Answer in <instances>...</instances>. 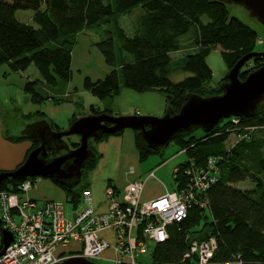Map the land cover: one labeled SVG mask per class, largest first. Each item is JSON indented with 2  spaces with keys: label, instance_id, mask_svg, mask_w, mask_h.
I'll return each mask as SVG.
<instances>
[{
  "label": "trees",
  "instance_id": "1",
  "mask_svg": "<svg viewBox=\"0 0 264 264\" xmlns=\"http://www.w3.org/2000/svg\"><path fill=\"white\" fill-rule=\"evenodd\" d=\"M18 11H31L33 25L18 21L15 17ZM130 15L133 31L127 35L119 17ZM96 29H102L104 38L95 47L113 69L96 81L85 78L83 89L100 101L114 99L123 89L138 94L158 92L165 96L166 109L173 113L180 111L189 95L200 98L221 95L227 75L215 86H209L212 70L206 60L213 50L220 51L229 71L243 57L255 52L259 39L256 31L229 16L222 0H0V65L8 66L13 73H24L33 66L39 79H29L23 87L30 102L60 104L66 99L60 98L59 92L72 77L71 55L77 35ZM185 46L188 52L174 63L171 55ZM263 65L261 57L249 59L238 71L239 80L244 81ZM174 73L188 76L174 82L171 80ZM39 88L48 93H41ZM49 89L54 93L50 94ZM111 113L93 105L88 110L89 116H113ZM35 116L45 117V114L35 112L24 117ZM76 120L73 115L69 126ZM233 120V117L222 119L209 132L192 127L169 143L184 150L187 156L173 174L174 191L185 190L190 181L189 172L202 169L209 160L214 163L216 176L207 191L198 194L207 201V207L192 205L185 219L167 227V239L155 244L150 252L152 264H177L190 242H205L210 238L215 240L210 264H264L261 151L264 145L253 136L264 130V102L250 117L239 118L237 124ZM51 128L60 130L56 126ZM251 128L256 129L250 133ZM196 130L201 135L195 136ZM133 132L139 162L165 149L151 150L139 132ZM244 135L247 137L238 140ZM230 136L236 140L233 147L226 146ZM109 137L112 136L103 135L100 141ZM5 139L20 141L22 137L14 139L5 134ZM69 145L72 149L78 146L77 142ZM37 146L33 144L29 153ZM97 158L93 152L82 175L94 168ZM34 180L31 178L32 183ZM21 182L5 178L0 191L15 192ZM242 183L251 186L238 188ZM54 184L65 192L68 203L78 206L80 193L86 187L69 189Z\"/></svg>",
  "mask_w": 264,
  "mask_h": 264
},
{
  "label": "built area",
  "instance_id": "2",
  "mask_svg": "<svg viewBox=\"0 0 264 264\" xmlns=\"http://www.w3.org/2000/svg\"><path fill=\"white\" fill-rule=\"evenodd\" d=\"M233 118L237 124L239 118ZM189 176L185 190L165 192L150 201H141L142 181L128 183L121 193L107 185L101 212L95 209L88 188L80 193V207L67 212L63 201L31 199V179L18 184L15 192L0 191V264H58L65 258L56 255L57 248H68L70 243L80 245L70 257L95 263L111 249L113 264H141L140 258L147 254L149 242L154 245L164 242L167 227L185 219L189 207L207 204L198 194L205 193L215 182L213 161L189 172ZM152 177L150 173L149 178ZM2 232L9 233L12 239L6 248ZM104 233H110L112 240ZM214 250L213 238L192 241L177 264H210Z\"/></svg>",
  "mask_w": 264,
  "mask_h": 264
},
{
  "label": "water",
  "instance_id": "3",
  "mask_svg": "<svg viewBox=\"0 0 264 264\" xmlns=\"http://www.w3.org/2000/svg\"><path fill=\"white\" fill-rule=\"evenodd\" d=\"M243 7L249 16L264 28V0H222ZM261 57L264 53L254 52L239 60L227 74V82L221 87L222 93L216 97L200 98L189 95L178 113L167 110L163 117L153 116H119L108 114L79 118L68 130L54 132L48 124L37 123L34 128L42 126L40 139L28 136L38 146L16 170L0 173V184L5 178L25 181L31 178L49 179L63 187L76 188L81 180L86 161L93 157L88 149V140L100 141L103 135L115 136L131 130L139 132L140 137L151 150L165 148L177 134L199 128L209 132L220 120L230 117H250L264 102V65L250 73L244 81L238 78V71L251 58ZM110 124V126L108 125ZM78 138V147L70 150L65 138ZM53 137L58 147L48 146L46 140ZM48 151L52 155L65 154L47 159ZM5 248L11 242V236L2 232ZM58 264H96L81 257H67Z\"/></svg>",
  "mask_w": 264,
  "mask_h": 264
},
{
  "label": "crops",
  "instance_id": "4",
  "mask_svg": "<svg viewBox=\"0 0 264 264\" xmlns=\"http://www.w3.org/2000/svg\"><path fill=\"white\" fill-rule=\"evenodd\" d=\"M79 36L80 35H77V37ZM85 39L86 43L85 46H83L85 47L84 53L88 54V51L92 50L96 53V47L90 43L88 38ZM77 47H79L78 42L77 45L73 48L72 56L78 49ZM95 55H97L99 60L101 59V56L98 52ZM107 72L108 69L103 66L100 72L88 71L87 73H85L87 75L85 78L89 77L92 80H96L104 76V74H106ZM27 73L28 70L24 73H13L10 71L8 66L0 65V172L14 171L21 163L25 161L27 155H29L28 153L30 148L33 144H35V142L28 137L31 136L30 131L32 129V126H36L37 123L43 122L44 124H48L50 127L56 126L60 128V130H56V132L67 130L62 129L57 123H53L55 122L54 119L56 118L55 110L51 107V104H54L53 102H46L44 104H41L42 106L34 105L30 102L29 96L23 91L25 82L29 80ZM78 79L79 82L74 78L72 73L71 81L61 92H59V97L66 100L62 102L64 104L60 103L61 105L57 104V106L55 107V109H62L63 106L66 107L67 116H70L67 118L68 126L71 117L75 114V106H79V103L76 102L74 97H76V99L80 101V97L88 93L85 89H83L82 78L80 75H78ZM44 91L48 93L47 90ZM91 97L92 99H95L94 96L91 95ZM71 99H73L74 102L71 101ZM123 99H126L130 103V105L128 109H121V111H118L119 114L114 115L115 117L126 115L140 116L145 114L157 115L158 112H164L165 110V99H163V96L158 92L138 94L131 90L125 89V91L123 92V98L116 100L115 102L117 109L118 106L122 104ZM98 101L99 103L103 102L100 100ZM66 102L70 103L66 104ZM90 102L91 104L97 106L96 101L91 100ZM82 105L83 104H80L81 107ZM9 106L11 107L9 108ZM98 108L104 110V108L102 107ZM132 109H134V113H130ZM10 110L20 113L22 112L21 116L24 120L34 122L26 128L25 132L21 136L9 135L5 129L3 113L11 112ZM35 112H42L43 114H45V117L35 116L34 118L30 119H26L24 117L28 114H34ZM85 116L89 115L86 113ZM5 134L14 139L17 137H22V140L9 141L5 139ZM253 136L255 141L260 142V144L262 143V145H264V130L256 132ZM231 139L233 140V144L230 147H233L236 140L233 136H230L228 141H231ZM176 148V151H171V155L169 157H162V160L159 163H156L155 160L149 159H147L143 163L139 162L134 146V134L131 130H125L119 136H112L106 140L99 141L94 150V153L98 156L96 164L92 170L88 171H92V176H87L85 183H83L82 175L79 185L81 186L82 183V186L91 190L93 194L95 209L100 212L104 210V190L107 185L113 186L117 192L121 193L128 183L139 180L144 184L143 192L141 194V201H150L156 199L162 196L165 192L169 191L162 182L153 180L155 172L163 177V169L171 166V169L169 170H171V174L173 175L174 168H176L178 164L183 163L187 160L185 152H182L178 147ZM261 151L262 155L264 156V148H261ZM167 161L170 163H166ZM130 169L132 170L133 174H129ZM150 172L153 173L152 178L148 177V174ZM46 180L50 181L54 186H56L51 180ZM54 186H51V188H49L46 184H39L37 185L36 189H31L29 197L36 201L56 200L68 203V197L65 192L57 186L56 187L60 191L54 190ZM238 188L241 187L239 186ZM104 236L112 240V235L110 233H104ZM68 247L79 249L80 245L78 243H70ZM113 257V251L111 249H108L102 254L101 259L110 261Z\"/></svg>",
  "mask_w": 264,
  "mask_h": 264
},
{
  "label": "rangeland",
  "instance_id": "5",
  "mask_svg": "<svg viewBox=\"0 0 264 264\" xmlns=\"http://www.w3.org/2000/svg\"><path fill=\"white\" fill-rule=\"evenodd\" d=\"M226 6H227V9L229 11V16L239 19L241 22H243L244 24H246L247 26H249L250 28H252L254 31L257 32L259 39L255 45V52L264 53V28L254 18L249 16V13L243 7L236 5V4H233V3H226ZM31 16H32L31 11H18V12H16L15 17L18 21H21L23 23H28L29 25H33L32 20H31ZM119 23L127 35H130L132 33V31H133L132 15L119 17ZM78 35H80V36L77 37L76 40L78 42L79 47H77L78 49L75 51V54L73 56L71 55V72L73 73L74 78L76 80H78V82H79L78 75L81 76L82 85H83V82H84L83 79H85V77L87 76L85 73H87L88 71L100 72L102 67L105 66L108 69L107 73H109L113 68L108 66L105 63L102 54L100 53V51L97 48H96V50L101 56L100 60L97 57V55H95V54H97V52L95 53V51L93 52V50L88 51V54L84 53L85 47H83V46H85V43H86L85 38H88L90 43L93 46H95V43H97L98 41H100L104 38V34L102 33V29L84 30V31L80 32ZM77 42H76L75 46L77 45ZM186 47H188V46H185L181 51H179L177 53H173L171 55L174 63H176L180 59L181 60L183 59L185 54L188 52V48H186ZM206 61H207L208 66L212 70V80L209 83V86H215L218 82H220L228 74L229 71H227L226 65H225V63L222 59V56L220 54V51L218 49L213 50L210 53V55L207 57ZM27 75H28L30 80L39 79V75L33 66H31L28 69ZM187 76H188L187 73H174L171 76V80L174 82H177V81L184 79ZM87 78H89V77H87ZM101 78H98V79H101ZM98 79H96V80H98ZM96 80H92V81H96ZM39 91L43 94L45 92L44 89H42V88H39ZM49 91L51 93H54V90H52V89H49ZM124 91H125V89L121 90L120 94L117 97H115L114 99L105 100L101 103H99L98 99H96V98L92 99L89 92L86 91L88 93H86V95H84V96H81L80 101H78V99H76V97H74L76 102L79 103V106H75V110H74L75 114L74 115L78 119H79V117L80 118L86 117L85 114L86 113L88 114L89 107L91 105L95 106L94 104H91V102H90L91 100L96 101V103H97L96 107H102V108H104V110H108L109 112H112L111 114L113 116L118 115L119 114L118 111H121V109L126 110V109H128V107L130 105V103L126 99H123L122 104L118 106L119 110L117 109L115 102H116V100L123 98V92ZM149 93H152V92H149ZM161 95L163 96V99H165V96L163 94H161ZM73 99H71V101H73ZM69 103L70 102H66V104H69ZM61 104H64V103L61 102ZM80 104H83L82 107L80 106ZM40 106H42V105H40ZM56 106H57V104H51V107L55 110V114H56L55 115L56 118L54 119L55 122H53V123L54 124L57 123L62 129L68 130L69 126L67 124V118L70 116H67L66 107L63 106L62 109H55ZM10 107L11 106H9V108ZM166 111H167V109H166V103H165L164 112H158L157 115H146L145 114V115H140V116H153V117L159 118V117L164 116ZM134 112H135L134 109H132L130 111V113H134ZM21 113L15 112V111L3 113V120L5 122V129L9 135L21 136L25 132L26 128L28 126H30L32 123H34V122H30L28 120L27 121L24 120L21 116ZM126 116H128V115H126ZM64 131H66V130H64ZM201 133H202L201 131L196 130L194 135L199 136V135H201ZM133 134H134V132H133ZM134 137H135V135H134ZM232 139H231V141L227 142V147H230L233 144ZM65 141L69 145L70 142H78V138L75 136H72L69 139H66ZM98 143H99V141H97V142L94 140L90 141L89 147L93 152H94ZM134 146H135V144H134ZM166 147H165L166 149L161 153V155L160 154L154 155V156L149 157L148 159L149 160H155L156 163L157 162L159 163L162 160V157L167 158L171 155L172 150H175V151L177 150L176 146L173 144H169ZM70 150H73V149L70 148ZM181 151L184 152V150H181ZM166 163H170V162L167 161ZM170 167L163 169L164 170L163 177L155 172L153 180L158 181V182H162L166 186V188H168V191L172 192V191H174L173 190L174 186H173V179H172L173 175L171 174V170H169V169H171ZM91 172L85 171V173L83 175V180H82L83 183H85L87 176H92ZM129 172H130L129 174H133L131 169L129 170ZM150 173H152V172H150ZM150 173L148 174V177L150 176ZM175 173H176V168H174V170H173V174H175ZM135 181L139 182V180H135ZM39 184H46L49 188H51V186H54L50 181H48L46 179L36 178L35 183L33 184V190L36 189L37 185H39ZM81 186H82V183H81ZM239 186L243 189H247V188H250L251 185L249 183H242ZM239 186H237V187H239ZM54 187H55L54 190L60 191L56 186H54ZM64 204H65L66 212L70 211V209H72V207H73V205L70 203L64 202ZM78 207H80V204H78ZM204 207H207V204ZM204 207L201 206V208H204ZM153 246H154L153 243H151V242L148 243L147 254L141 257V264H152L150 261V252H151ZM74 252H77V250L74 248L58 247L56 255L58 254L63 258H67V257H70L71 254H75ZM95 263L96 264H113V262L111 260L109 261V260L101 259V258L99 260H97Z\"/></svg>",
  "mask_w": 264,
  "mask_h": 264
},
{
  "label": "flooded vegetation",
  "instance_id": "6",
  "mask_svg": "<svg viewBox=\"0 0 264 264\" xmlns=\"http://www.w3.org/2000/svg\"><path fill=\"white\" fill-rule=\"evenodd\" d=\"M52 130L54 131V132H56V130L55 129H53L52 128ZM30 135L31 136H34L36 139H40L41 138V135H42V126L40 127H37V128H34L33 130H31L30 131ZM66 139H68V138H66ZM66 139H64V141L66 140ZM47 141V143H48V146H50V148H52V147H58V144H57V142L55 141V139L53 138V137H51V139H49V140H46ZM66 142V141H65ZM63 154H65L63 151L62 152H60V153H58V154H55V155H52L51 154V152L50 151H48V155H47V159H52V158H54V157H56V156H60V155H63Z\"/></svg>",
  "mask_w": 264,
  "mask_h": 264
}]
</instances>
